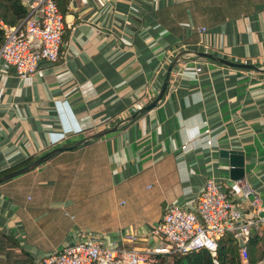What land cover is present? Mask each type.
I'll return each instance as SVG.
<instances>
[{
  "label": "crops",
  "instance_id": "0c3cea01",
  "mask_svg": "<svg viewBox=\"0 0 264 264\" xmlns=\"http://www.w3.org/2000/svg\"><path fill=\"white\" fill-rule=\"evenodd\" d=\"M64 21L55 63L22 79L0 65V175L126 118L150 102L148 87L160 89L171 49L188 52L155 107L0 183V233L14 242L0 264L38 259L81 232L154 245L166 207L190 206L209 177L248 215L251 188L264 215V71L192 54L264 66V0H69ZM221 150L242 152L244 178L230 179Z\"/></svg>",
  "mask_w": 264,
  "mask_h": 264
},
{
  "label": "built area",
  "instance_id": "2783aa9c",
  "mask_svg": "<svg viewBox=\"0 0 264 264\" xmlns=\"http://www.w3.org/2000/svg\"><path fill=\"white\" fill-rule=\"evenodd\" d=\"M21 1L28 12L19 23L0 20L3 32L0 65L13 68L18 79L38 72L42 61L53 64L59 59L65 26L64 15L55 0ZM205 31V27L198 28L199 33ZM178 52L179 48L171 49L161 64L160 77ZM195 71L200 74L203 69L198 65ZM156 94L155 89L148 87L146 96L150 101ZM142 106L144 103L139 101L128 113ZM243 195L252 196L251 206L255 211L251 215L244 211L232 190L209 177L190 206L173 203L166 207L161 220L150 230V237L156 241L154 245L125 246L126 242L147 241L146 237L131 233L124 234V243L108 245L81 232L73 241L34 259L31 264H151L157 255L184 254L198 249H206L215 257L218 241L225 234L237 240L241 262L247 264V244L255 232L264 228V215L258 213L259 199L251 188L244 187Z\"/></svg>",
  "mask_w": 264,
  "mask_h": 264
},
{
  "label": "trees",
  "instance_id": "16d2710c",
  "mask_svg": "<svg viewBox=\"0 0 264 264\" xmlns=\"http://www.w3.org/2000/svg\"><path fill=\"white\" fill-rule=\"evenodd\" d=\"M55 2L64 15L69 0H55ZM27 12L28 9L21 0H0V20L4 22L17 24L27 15ZM2 42L3 32L0 28V45ZM12 245H14L13 240L0 233V253L8 254L5 259L8 262L12 255L11 252H6L4 247ZM247 250V264H264V230L256 232L250 238ZM156 258V261L151 264H242L238 242L231 234H225L219 239L215 257L206 249H198L184 254L157 255ZM24 262V264H31L33 260L28 258Z\"/></svg>",
  "mask_w": 264,
  "mask_h": 264
},
{
  "label": "water",
  "instance_id": "95a60500",
  "mask_svg": "<svg viewBox=\"0 0 264 264\" xmlns=\"http://www.w3.org/2000/svg\"><path fill=\"white\" fill-rule=\"evenodd\" d=\"M186 52H188V51H179L173 57V59L170 61V63L168 64V66L165 70L164 79L162 81L160 89L158 90V92H157V94L153 100H151L150 102H148L144 106L138 108L135 112H133L132 114H130L126 118L120 119V120L116 121L114 124H112L111 126L103 128V129L97 131L96 133H94L88 137H85L78 142H75L72 145H69V146L63 145V146H58L56 148H53V149L49 150L48 152H46L45 154H43L42 156L32 160L31 162H29L28 164H26L24 166L1 174L0 175V183L4 182L6 180H9L13 177L19 176L21 174L27 173L28 171L37 168L38 166H40L41 164L46 162L48 159H50L51 157H53L54 155H56L60 152L76 149L79 146H82L86 143H89L93 140H96V139H98V138H100L106 134L115 132L121 126H123L126 123L134 120L139 115H141V114L147 112L148 110L152 109L153 107H155L157 102L163 98V96L167 90L172 69L174 68L176 63L180 60L181 56L186 54ZM192 54L195 57L206 58V59H209L211 61H215V62L221 63V64L226 65V66H230V67L248 69V70L250 69V70H255V71H264V66H257L255 64L245 63V62H234V61H230V60L215 56L214 54L203 52V51H192ZM220 156L228 159V162L230 165V170H229L230 179L232 181H237V180H241L242 178H244V158H243L242 152L232 151V150H221Z\"/></svg>",
  "mask_w": 264,
  "mask_h": 264
},
{
  "label": "rangeland",
  "instance_id": "374dc122",
  "mask_svg": "<svg viewBox=\"0 0 264 264\" xmlns=\"http://www.w3.org/2000/svg\"><path fill=\"white\" fill-rule=\"evenodd\" d=\"M166 255H168V254H166ZM163 256V255H162Z\"/></svg>",
  "mask_w": 264,
  "mask_h": 264
}]
</instances>
